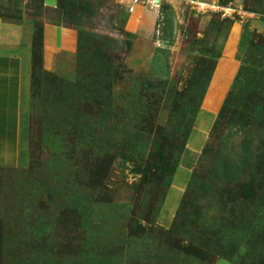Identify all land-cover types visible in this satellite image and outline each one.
Returning <instances> with one entry per match:
<instances>
[{
    "label": "rangeland",
    "instance_id": "rangeland-1",
    "mask_svg": "<svg viewBox=\"0 0 264 264\" xmlns=\"http://www.w3.org/2000/svg\"><path fill=\"white\" fill-rule=\"evenodd\" d=\"M154 1L0 0V264H264V0Z\"/></svg>",
    "mask_w": 264,
    "mask_h": 264
},
{
    "label": "crops",
    "instance_id": "crops-1",
    "mask_svg": "<svg viewBox=\"0 0 264 264\" xmlns=\"http://www.w3.org/2000/svg\"><path fill=\"white\" fill-rule=\"evenodd\" d=\"M23 41L24 40H23L20 29L17 28L16 25H12V24L2 21V19L0 18V109H1L2 101L8 99L7 92H9L12 88H15L12 91L16 94L15 104L17 106L16 108L17 111L15 113V120H17L18 125H19V120H20V114L18 111L19 104L21 102L20 96H21L22 91H24L26 87L25 86V82H26L25 76H24V80L22 77L23 69L25 65L23 53H22ZM12 80L14 82H12ZM207 104L209 107L204 108V109H208L211 112L215 111L214 110L215 104H211L210 101H208ZM5 137L6 135L0 138V142L9 141L5 139ZM12 141H14V144H15L14 149L16 151L17 141H18L17 129L15 130ZM4 168H7V167H4ZM230 262L235 263L233 261H230ZM216 263H217V260L215 261L214 264Z\"/></svg>",
    "mask_w": 264,
    "mask_h": 264
},
{
    "label": "built area",
    "instance_id": "built-area-1",
    "mask_svg": "<svg viewBox=\"0 0 264 264\" xmlns=\"http://www.w3.org/2000/svg\"><path fill=\"white\" fill-rule=\"evenodd\" d=\"M137 1V0H135ZM186 2L196 11L198 12H214L216 11L217 13H221L223 14V16H225L224 13L227 14V16H231V15H238L239 13H241L242 11H238L236 10V8L230 6V5H221L218 4L215 1H202V0H186Z\"/></svg>",
    "mask_w": 264,
    "mask_h": 264
},
{
    "label": "trees",
    "instance_id": "trees-1",
    "mask_svg": "<svg viewBox=\"0 0 264 264\" xmlns=\"http://www.w3.org/2000/svg\"><path fill=\"white\" fill-rule=\"evenodd\" d=\"M80 38H82L81 35H80ZM0 168H2V169H10L9 167H7V168L0 167ZM11 168H12V167H11ZM217 259H218V258H217ZM223 259H226V258H223ZM226 260L232 261V260H230V259H226ZM233 262H235V261H233ZM235 263H237V262H235ZM237 264H238V263H237Z\"/></svg>",
    "mask_w": 264,
    "mask_h": 264
},
{
    "label": "bare ground",
    "instance_id": "bare-ground-1",
    "mask_svg": "<svg viewBox=\"0 0 264 264\" xmlns=\"http://www.w3.org/2000/svg\"><path fill=\"white\" fill-rule=\"evenodd\" d=\"M156 5H157V0H155V1H154V4H153V6H156Z\"/></svg>",
    "mask_w": 264,
    "mask_h": 264
}]
</instances>
